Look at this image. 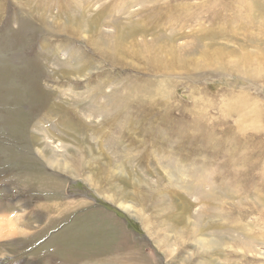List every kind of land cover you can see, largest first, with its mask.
<instances>
[{
    "label": "rangeland",
    "instance_id": "1",
    "mask_svg": "<svg viewBox=\"0 0 264 264\" xmlns=\"http://www.w3.org/2000/svg\"><path fill=\"white\" fill-rule=\"evenodd\" d=\"M105 1L0 0V264H264V71L244 73L264 60L243 58L264 56V20L216 7L234 0ZM159 40L187 60L152 69Z\"/></svg>",
    "mask_w": 264,
    "mask_h": 264
},
{
    "label": "bare ground",
    "instance_id": "2",
    "mask_svg": "<svg viewBox=\"0 0 264 264\" xmlns=\"http://www.w3.org/2000/svg\"><path fill=\"white\" fill-rule=\"evenodd\" d=\"M67 1V0H66ZM84 1V0H83ZM107 1V0H106ZM105 1V3H107ZM110 1V0H109ZM131 1V0H130ZM217 2V0H214V2ZM63 2V1H62ZM101 2V1H100ZM126 2V1H125ZM134 1H132L131 3H133ZM149 2V1H148ZM256 2V3H255ZM61 3V2H60ZM59 3V4H60ZM70 3V2H69ZM72 3V2H71ZM85 3V2H84ZM88 3V2H87ZM62 4V3H61ZM101 4H103L102 2L100 3V5ZM114 3H112V4H110V7L113 5ZM156 4V3H155ZM217 6L216 7H221V8H225V9H234V8H237V10H236V14L237 15H241V16H243V17H245V18H248L247 17V14L248 15H250L252 18H253V16L252 15H258V16H260L263 20H264V0H262V2H259L258 0H234L233 1V5L230 3V5H227V3L226 2H220V3H218L217 2ZM63 5V4H62ZM65 5V4H64ZM63 5V6H64ZM68 5V4H67ZM104 5H106V4H104ZM115 5V4H114ZM117 5H118V3H117ZM158 5V4H157ZM56 6H59V5H56ZM70 6V5H69ZM88 6V5H87ZM121 6V5H120ZM160 6H162V7H158V9H164V7H163V4H161ZM48 7V6H47ZM107 7H108V5H107ZM114 7V6H113ZM135 7V6H134ZM149 7V6H148ZM156 7V6H155ZM166 7V6H165ZM180 7V6H179ZM58 8V7H57ZM67 8V7H66ZM88 8V7H87ZM101 8V7H100ZM170 8V7H169ZM181 8V7H180ZM214 8V7H213ZM63 9V8H62ZM61 9V11H63ZM85 9V8H84ZM104 9V8H103ZM122 9V8H121ZM140 9H141V7H140ZM148 9V8H147ZM158 9H153L152 7L150 8V9H148V13H150V14H152L153 16H155V17H157V18H161V17H165V18H167L168 16H169V14L170 13H172L173 11H175V10H165V11H167V14H168V16L167 15H165V16H161L160 15V13H161V11L160 10H158ZM45 10H46V8H45ZM58 10H59V8H58ZM65 10V9H64ZM67 10V9H66ZM77 10H79V9H77ZM87 10V9H86ZM95 10H97V9H95L94 8V11ZM100 10V9H99ZM110 10V9H109ZM109 10H108V12H109ZM143 10V9H142ZM177 10V9H176ZM181 10V9H180ZM179 10V11H180ZM60 11V10H59ZM98 11V10H97ZM103 11V10H102ZM117 11V10H116ZM118 11H119V9H118ZM85 12V11H84ZM104 12V11H103ZM103 12H102V14H103ZM121 12H122V10H121ZM129 13H130V11H128ZM143 12V11H142ZM86 13V12H85ZM99 13V12H98ZM101 13V12H100ZM99 13V14H100ZM111 13V12H110ZM116 13V12H115ZM66 14V13H65ZM117 14V13H116ZM115 14V15H116ZM122 14V13H121ZM138 14V13H137ZM174 14V13H173ZM101 15V14H100ZM100 15H99V17H100ZM109 16L108 17H110V14H108ZM126 15H129V14H126ZM146 15V14H145ZM145 15H143V16H145ZM172 15V14H171ZM61 16V15H60ZM117 16H119V15H117ZM140 16V15H139ZM125 17V16H124ZM126 17H128V16H126ZM141 17L142 16H140V19L139 20H142L141 19ZM171 17V16H170ZM129 18V17H128ZM136 18V17H135ZM143 18V17H142ZM119 19V18H118ZM118 19H117V17L116 16H113V17H111V18H109V20H105V22L108 24L107 26L108 27H110V26H112V27H119V23H117V22H119L118 21ZM126 19V18H125ZM130 19V18H129ZM254 19V18H253ZM89 20V19H88ZM137 20V19H136ZM70 21V20H69ZM91 21V20H90ZM122 21V20H121ZM127 21H132V20H128L127 19ZM104 22V21H103ZM105 22H104V24H105ZM132 22H134V21H132ZM137 22V21H136ZM140 22V21H139ZM144 22V21H143ZM92 23V22H91ZM123 23H124V21H123ZM126 24H127V22H125ZM99 24V23H98ZM103 24V23H102ZM102 24H100V26L102 25ZM130 24V23H129ZM128 24V25H129ZM57 25H58V23H57ZM95 25V24H94ZM123 25V24H122ZM125 25V24H124ZM132 25V24H131ZM91 26V25H90ZM99 26V25H98ZM106 26V25H105ZM121 26V25H120ZM126 26V25H125ZM132 26H134V25H132ZM131 26V27H132ZM135 26H136V24H135ZM137 26L139 27V25L137 24ZM70 27V26H69ZM128 27V26H127ZM141 27V26H140ZM144 26H142V28H143ZM183 27V26H182ZM182 27H180V28H182ZM65 28V27H64ZM63 28V29H64ZM70 28H72V26L70 27ZM92 28V27H91ZM100 28V27H99ZM126 28V27H125ZM129 28V27H128ZM142 28H140L141 30H142ZM221 28H223V27H221ZM220 28V29H221ZM74 29V28H73ZM85 29V28H84ZM113 29H116V28H113ZM135 29V28H134ZM134 29H132L130 32H128V36H126V35H123L124 36V40H122V42L124 41L125 42V40H128V39H132V38H135L134 36H133V34H135L136 33V30H134ZM66 30V29H65ZM71 30V29H70ZM82 30H83V28H82ZM96 30V29H95ZM104 30H106V29H104ZM118 30V29H117ZM120 30V29H119ZM125 30V29H124ZM140 30V31H141ZM143 30H145L144 28H143ZM212 30V29H211ZM223 30V29H222ZM99 31V30H98ZM114 31H116V30H114ZM128 31V30H127ZM173 31V30H172ZM217 31V30H216ZM224 31V30H223ZM72 32H74V31H72ZM76 32H78V31H76ZM101 32V31H100ZM108 32H109V30H108ZM108 32H105V33H108ZM117 32V31H116ZM115 32V33H116ZM119 32V31H118ZM142 32V31H141ZM192 32V31H191ZM190 32V33H191ZM202 32H205V31H202ZM217 32H219V31H217ZM221 32V31H220ZM83 33V32H82ZM104 33V34H105ZM111 33V32H110ZM114 33V32H113ZM120 33V32H119ZM118 33V34H119ZM125 32H123V33H121V34H124ZM130 33V34H129ZM143 33V32H142ZM148 33V32H147ZM146 33V34H147ZM171 33V32H170ZM169 33V34H170ZM183 33V32H182ZM188 33V32H187ZM224 33V32H223ZM70 34V33H69ZM74 34H76V33H74ZM84 34V33H83ZM100 34V33H99ZM99 34H98V36H99ZM118 34H116L117 36H118ZM149 34V33H148ZM171 34H174V33H171ZM170 34V35H171ZM175 34H177V33H175ZM209 34H211V35H214L215 34V32H213V30L212 31H210L209 32ZM217 34V33H216ZM66 35V34H65ZM71 35V34H70ZM94 35V34H93ZM101 35V34H100ZM115 35V36H116ZM120 35V34H119ZM140 35V34H139ZM150 35V34H149ZM153 35V34H152ZM156 35V34H155ZM160 35V34H159ZM158 35V36H159ZM162 35V34H161ZM169 35V36H170ZM178 35V34H177ZM192 34H190V36H191ZM84 36V35H83ZM105 36V35H104ZM103 35L101 36V37H104ZM112 36H114V35H112ZM133 36V37H132ZM135 36H137V35H135ZM142 36V35H141ZM154 36V35H153ZM175 36V35H174ZM174 36L172 37V38H174ZM188 37H189V35H187ZM96 37V36H95ZM119 37V36H118ZM117 37V38H118ZM120 37H122L121 35H120ZM154 37H156V36H154ZM165 37H168V36H165L164 35V39H165ZM183 37V36H182ZM182 37H181V39H182ZM188 37H186V38H188ZM194 37V36H193ZM73 38V37H72ZM76 38V37H75ZM152 38V37H151ZM160 38V37H159ZM158 38V39H159ZM169 38V37H168ZM171 38V37H170ZM178 38L180 39V37H177L176 36V40H178ZM197 38H199L198 36L196 37V38H194V39H197ZM104 39L105 40H112V38H110V36H105L104 37ZM140 39H142V37L140 38ZM105 40H103V41H105ZM118 40H120V39H118ZM139 40V39H138ZM145 40V39H144ZM155 40V39H154ZM167 40V39H166ZM200 40V39H199ZM121 41V40H120ZM119 41V42H120ZM132 41V40H131ZM148 41V40H147ZM152 41V40H151ZM150 41V42H151ZM160 42H161V40H159ZM175 41V40H174ZM12 42V41H11ZM113 42H114V39H113ZM112 42V43H113ZM146 42V41H145ZM156 42V44L155 45H158L157 44V41H155ZM196 42H198V41H196ZM88 43H90V42H88ZM171 43V42H170ZM175 43V42H174ZM170 44L169 46L167 45V44H169L168 42H167V44H163L162 42H161V44L163 45V46H165V45H167L168 47H164V48H166L167 50H166V53H164V54H162V53H159V52H157V49H159V47L160 46H158V47H156V48H154L152 51H151V49H152V46H150L152 43H150V45H146V58H148L149 59V63H147L148 64V66H150L152 69H155V70H159L158 68H155V67H157V66H160V65H162V64H168L167 62H165V61H163L160 57H159V55H165V56H170L171 57V60H174V59H178L179 57H181V62H178L179 64H181L182 65V59H183V57H186V51L187 50H189V48L188 49H184V48H181L180 46H177L176 44ZM193 43V42H192ZM194 43H195V41H194ZM6 44V43H5ZM114 44V43H113ZM90 45V44H89ZM117 45H118V43H117ZM120 45V44H119ZM134 45V44H133ZM197 44H192V45H190V48H191V52H193V51H198L199 50V52H201V56H204L205 55V52H203L204 51V48H202V47H204V46H202L201 48H199L198 46H196ZM205 45V44H204ZM111 46V45H110ZM137 46H138V44H137ZM162 46V47H163ZM189 46V45H188ZM125 47L126 48H129L126 44H123V45H121V51L119 50V49H117V55L121 58V59H125V58H127V55H134L133 54V52L131 51L130 52V49H127V50H125ZM187 47V46H186ZM97 48V47H96ZM113 48V47H112ZM112 48H110V50L112 49ZM134 49H135V47H133ZM98 49H102L101 47H99ZM196 49H198V50H196ZM113 50V49H112ZM151 51V52H150ZM205 51H207V49L205 50ZM210 51V50H209ZM220 51V50H219ZM123 52H125L127 55H125V54H123ZM190 52V53H191ZM203 52V53H202ZM212 52V51H211ZM210 52V53H211ZM217 52V51H216ZM216 52H214V54H216ZM106 53V52H105ZM111 53H112V51H111ZM189 53V52H188ZM198 53V52H197ZM220 54L222 53V52H219ZM245 53L246 54H248V55H245L243 58H245L246 59V61H250L251 59H260L261 61L262 60H264V56L261 54V55H257V54H255L252 50H250V51H245ZM81 54V53H80ZM84 54V53H83ZM193 54V53H192ZM211 54H213V53H211ZM190 55V54H189ZM198 55V54H197ZM196 55V56H197ZM206 55H208V54H206ZM216 55H218V53L216 54ZM222 56H223V54H221ZM243 55V54H242ZM109 56H110V54H109ZM108 56V57H109ZM124 56H126V57H124ZM143 56V55H142ZM86 57V56H85ZM91 57V56H90ZM205 57H207V56H205ZM221 57V56H220ZM242 57V56H241ZM240 57V58H241ZM193 58V57H192ZM191 58V59H192ZM209 58V57H208ZM222 58V57H221ZM83 59V58H82ZM85 59V58H84ZM180 59V58H179ZM185 59V58H184ZM183 59V60H184ZM190 59V60H191ZM199 58L197 57V60H198ZM201 59V58H200ZM185 60H187V59H185ZM218 60V59H217ZM111 61V60H110ZM204 61H205V59H204ZM203 61V62H204ZM219 61H220V59H219ZM258 61V60H257ZM202 61H198V64H196L195 66L196 67H198L199 66V64L201 63ZM221 62H223V61H221ZM259 62V61H258ZM263 62V61H262ZM80 63V62H79ZM195 64V63H194ZM88 65H90V64H88ZM205 64L203 63V66H204ZM87 66V65H86ZM195 67V68H196ZM249 69H246L245 68V75L247 76V75H254L255 73H257V72H263L264 71V68H262L261 66H259V65H257V66H254V67H251V65L249 64ZM151 70V69H150ZM154 70V71H155ZM222 74V73H221ZM258 74H260V73H258ZM225 75V74H224ZM223 75V76H224ZM227 75V74H226ZM195 76H197L198 77V79H199V77L201 76H198V75H195ZM204 76V75H203ZM220 76V75H219ZM255 76V75H254ZM262 76V75H261ZM260 76V77H261ZM195 78V77H194ZM244 78V77H243ZM242 78V79H243ZM194 80V79H193ZM200 80V79H199ZM229 80V79H228ZM128 81V80H127ZM198 81V80H197ZM244 81H248V79L247 80H244ZM252 81V80H251ZM160 82V81H159ZM225 82V81H224ZM245 83V82H244ZM248 83V82H247ZM124 84V83H123ZM160 84V83H159ZM158 84V85H159ZM230 84V83H229ZM234 84H237V83H234ZM245 85V84H244ZM251 85H252V83H251ZM160 86V85H159ZM162 87L159 89L160 91H158V92H160L161 93V95H163V97L162 98H165L166 97V95L168 94L167 93V90L169 89H167L166 88V86L165 85H161ZM246 86H249L248 84L246 85ZM157 88H158V86H156ZM192 88H194V87H192ZM247 89V88H246ZM251 89V88H250ZM194 91V90H193ZM234 91H235V89H234ZM240 91V90H239ZM254 91V90H253ZM151 92V91H150ZM169 92V91H168ZM238 92V91H237ZM236 92V93H237ZM241 93V92H240ZM194 94V93H193ZM230 94V93H229ZM243 94V93H242ZM235 95V94H234ZM240 95V94H239ZM165 96V97H164ZM169 96V95H168ZM186 96V95H185ZM188 96H190L189 94H188ZM196 96V95H195ZM231 96V95H230ZM241 96V95H240ZM244 96V95H243ZM138 97V96H137ZM161 97V96H160ZM192 97V96H191ZM200 101L203 99V98H201V97H199V95H198V93H197V96H196ZM232 97V96H231ZM168 98V97H167ZM193 98V97H192ZM225 98V97H224ZM230 98V97H229ZM236 98V97H235ZM231 99V98H230ZM249 99V98H248ZM257 99L258 98H256V101H257ZM196 100V99H195ZM212 100V99H211ZM227 100V99H226ZM244 98H242V97H238L237 99H236V103L237 104H242V102H244ZM203 101V100H202ZM230 101V100H229ZM239 101V102H238ZM259 101V100H258ZM212 102V101H211ZM234 102V103H235ZM196 104L198 103V100H197V102H195ZM209 103V102H208ZM232 103H233V101H232ZM235 103V104H236ZM254 103V102H253ZM243 104H245V103H243ZM232 105V104H231ZM259 104H257V106H258ZM235 106V105H234ZM246 106V105H245ZM253 106V105H252ZM256 106V105H255ZM206 107V106H205ZM241 107V106H240ZM239 107V108H240ZM244 107V106H243ZM246 108V107H245ZM258 108V107H257ZM242 109V108H241ZM256 108L254 107L253 109H251L252 111H254ZM235 110V109H234ZM257 110V109H256ZM248 112V111H247ZM192 113V112H191ZM195 114V113H194ZM247 117V116H246ZM157 133V132H156ZM155 137V136H154ZM120 204V206L121 207H123V209L128 213V214H130V205H128V204H125V203H123V202H120L119 203ZM25 215V214H24ZM2 219V218H1ZM4 220V219H3ZM254 220H256V219H254ZM8 227V226H7ZM7 227H5L4 225H2V223H1V220H0V233H3V232H5L3 229H6ZM121 227V226H120ZM7 230V229H6ZM12 230V229H11ZM9 231V230H8ZM11 232H13V230L11 231ZM244 232V231H243ZM242 232V233H243ZM7 234V232L5 233V235ZM8 234H10V233H8ZM257 234V233H256ZM255 234V235H256ZM11 235V234H10ZM80 235H83V232H81V234ZM91 234H87V237H89ZM1 236V235H0ZM9 236V235H8ZM251 237H252V234H251ZM257 239H258V242H259V244H264V242H263V239H264V233H260V232H258V234H257ZM240 243V242H239ZM202 245H203V243H202ZM239 247V246H238ZM260 247V246H259ZM232 248V247H231ZM237 248V247H236ZM233 249V248H232ZM238 249V248H237ZM100 250V249H99ZM234 250V249H233ZM239 251H241L242 252V250L241 249H239ZM98 252V251H97ZM261 252V251H260ZM264 253V252H263ZM95 254V253H94ZM175 254V253H174ZM251 254H252V252H251ZM102 255V254H101ZM248 256V255H247ZM258 257H260V256H258ZM95 258H96V256H95ZM94 258V259H95ZM99 258H101V257H99ZM102 259V258H101ZM101 259L99 260V261H101ZM97 261V260H96Z\"/></svg>",
    "mask_w": 264,
    "mask_h": 264
}]
</instances>
